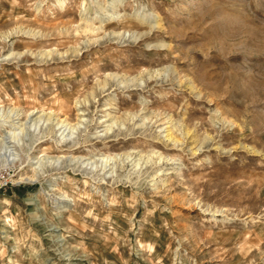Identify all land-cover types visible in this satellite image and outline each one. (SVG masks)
<instances>
[{"label": "rangeland", "instance_id": "obj_1", "mask_svg": "<svg viewBox=\"0 0 264 264\" xmlns=\"http://www.w3.org/2000/svg\"><path fill=\"white\" fill-rule=\"evenodd\" d=\"M0 264H264V0H0Z\"/></svg>", "mask_w": 264, "mask_h": 264}, {"label": "bare ground", "instance_id": "obj_2", "mask_svg": "<svg viewBox=\"0 0 264 264\" xmlns=\"http://www.w3.org/2000/svg\"><path fill=\"white\" fill-rule=\"evenodd\" d=\"M39 118V117H38ZM37 119V118H36Z\"/></svg>", "mask_w": 264, "mask_h": 264}]
</instances>
